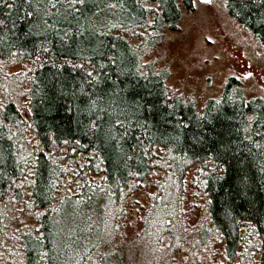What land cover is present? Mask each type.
Segmentation results:
<instances>
[{"label": "trees", "instance_id": "obj_1", "mask_svg": "<svg viewBox=\"0 0 264 264\" xmlns=\"http://www.w3.org/2000/svg\"><path fill=\"white\" fill-rule=\"evenodd\" d=\"M223 1L264 48V0ZM191 5L0 0V264H264V96L199 101L143 56Z\"/></svg>", "mask_w": 264, "mask_h": 264}, {"label": "rangeland", "instance_id": "obj_2", "mask_svg": "<svg viewBox=\"0 0 264 264\" xmlns=\"http://www.w3.org/2000/svg\"><path fill=\"white\" fill-rule=\"evenodd\" d=\"M223 4V0H192V5L184 8L177 29L165 28L155 42L143 43L147 54L143 56L166 72L173 90L184 91L199 101L220 96L230 76L240 79L248 96H264V48L226 14ZM144 199L139 196L140 202ZM133 216L136 213L130 210L124 225L116 231L129 242L143 237L137 234L141 219L138 222ZM153 246L147 243L138 253L129 244L125 249L132 251L129 254L134 264H154L157 258ZM193 258L190 254L182 261V254L170 251L168 260L160 256L157 264H193Z\"/></svg>", "mask_w": 264, "mask_h": 264}, {"label": "water", "instance_id": "obj_3", "mask_svg": "<svg viewBox=\"0 0 264 264\" xmlns=\"http://www.w3.org/2000/svg\"><path fill=\"white\" fill-rule=\"evenodd\" d=\"M201 1H206V2H208V1H210V0H201Z\"/></svg>", "mask_w": 264, "mask_h": 264}]
</instances>
